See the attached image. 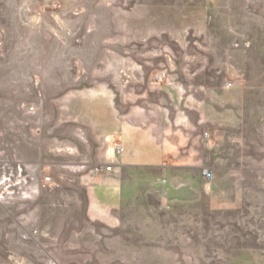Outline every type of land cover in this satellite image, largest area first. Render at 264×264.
Listing matches in <instances>:
<instances>
[{
    "label": "rangeland",
    "instance_id": "374dc122",
    "mask_svg": "<svg viewBox=\"0 0 264 264\" xmlns=\"http://www.w3.org/2000/svg\"><path fill=\"white\" fill-rule=\"evenodd\" d=\"M0 264H264V0H0Z\"/></svg>",
    "mask_w": 264,
    "mask_h": 264
},
{
    "label": "crops",
    "instance_id": "0c3cea01",
    "mask_svg": "<svg viewBox=\"0 0 264 264\" xmlns=\"http://www.w3.org/2000/svg\"><path fill=\"white\" fill-rule=\"evenodd\" d=\"M151 113V112H150ZM114 122V114L111 116ZM145 120L151 121L153 120V115L152 114H147L145 115ZM163 121L167 120L168 117L166 113L162 114ZM183 126L184 129H189L186 121L179 119L178 120ZM166 122V121H165ZM148 125V124H147ZM153 127H146V130L142 133L141 135V140L139 143H137L138 149L137 151L133 154V157L130 156L129 153H127L128 149V135H129V130L127 128L121 130V137H120V142L123 146V153L117 158L118 160L122 163V166H129L130 163H128L130 160H138L139 165L142 167H147V168H161L163 170H169V169H176L180 168L181 166H176L174 165L175 160L181 158V149L182 146L180 147L181 143L183 142L182 136L178 135L177 137V144L175 145L172 140L170 139V134L166 131V129L163 130V132L156 133L152 129ZM182 132V131H181ZM111 149L113 157H115V153L113 151L112 145L116 142V137H115V126H113L112 132H111ZM207 135V134H206ZM125 152V153H124ZM111 158L112 155H110ZM126 160V161H124ZM165 161H170V162H165ZM110 173V172H109ZM107 172L103 171L104 175L108 174ZM107 179V188H104L103 186H100L97 188V191L99 192V195H103V193L107 194V200L101 199L98 201L96 205L93 207L97 209L96 213L97 214V222L102 223V224H114L115 218H116V212H117V203H116V193L117 189L115 187L114 182L112 179L106 177ZM111 181V182H110Z\"/></svg>",
    "mask_w": 264,
    "mask_h": 264
},
{
    "label": "built area",
    "instance_id": "2783aa9c",
    "mask_svg": "<svg viewBox=\"0 0 264 264\" xmlns=\"http://www.w3.org/2000/svg\"><path fill=\"white\" fill-rule=\"evenodd\" d=\"M112 148H113V151H114L115 155L118 156V157L123 153V150H124L123 146L121 144H119V143H114L112 145ZM111 170H112L111 166L106 167V168L103 169V171L107 172V173L111 172ZM202 178L204 180L209 179L210 178L209 173L207 171H203Z\"/></svg>",
    "mask_w": 264,
    "mask_h": 264
}]
</instances>
